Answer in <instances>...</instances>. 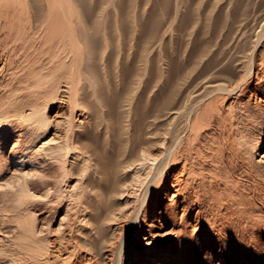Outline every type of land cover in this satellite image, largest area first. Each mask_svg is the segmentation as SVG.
Listing matches in <instances>:
<instances>
[{
	"label": "rangeland",
	"instance_id": "1",
	"mask_svg": "<svg viewBox=\"0 0 264 264\" xmlns=\"http://www.w3.org/2000/svg\"><path fill=\"white\" fill-rule=\"evenodd\" d=\"M233 2L237 13L242 12L237 19L248 25L245 36H249L250 24L264 14V0ZM159 7H154V16L163 14ZM150 8L146 7V18ZM173 10L168 13L174 14ZM230 11H215L207 23L202 8H187L179 13L191 15L188 26L179 22L172 30L164 27L167 32L155 53V68L148 62L143 78L144 84L152 83L144 95L148 115L167 100H175L179 89L192 91L195 71L203 68L209 49L221 61L226 46L220 45L228 41L234 26ZM18 12L14 15L20 18L11 25L16 30L27 18L26 10ZM11 13L0 9V264H34L32 254L44 249L50 240L58 243L62 238L66 247L72 245L73 237L89 243L93 230L87 218L93 220V210L101 212L103 205L92 184L101 187L103 180L90 151L81 143L99 140L97 151L104 158L112 157L119 145L109 130L105 132L104 123L99 121L97 130L82 108L75 110L84 115L75 123L80 127L71 130L68 120L74 111L68 103V90L78 86L73 50L67 40L44 42L33 33L24 38L13 36L9 27H3ZM100 40L103 52L98 61L108 89L106 96L112 89L119 94L124 89L123 80L116 68L106 65L112 49L106 50L107 43ZM262 40L258 55L264 58V37ZM126 44L133 60L136 41L127 38ZM113 49L118 50L117 37ZM143 66L144 62L136 63L138 68ZM136 81L132 77L130 87H135ZM244 95L238 101L230 98L231 104L221 111L219 120L214 108L209 130L198 131L185 144L187 185L193 188L194 196L198 192L200 200L195 206L202 207L199 215L203 217L194 229L188 227L176 235L172 234V213L162 217L155 225L160 235L157 249L163 247L170 255L150 264H171V258L172 264H264V98L254 84L248 85ZM154 114L162 120L165 112ZM239 115L244 116L236 119ZM165 141L164 148L154 153L158 158L172 146L170 139ZM21 155L23 166L16 165ZM179 211H175L177 216Z\"/></svg>",
	"mask_w": 264,
	"mask_h": 264
},
{
	"label": "bare ground",
	"instance_id": "2",
	"mask_svg": "<svg viewBox=\"0 0 264 264\" xmlns=\"http://www.w3.org/2000/svg\"><path fill=\"white\" fill-rule=\"evenodd\" d=\"M155 6H161V16H154ZM146 7H152L147 10L150 12L148 18L145 16ZM192 7L206 12L207 23H211L215 11L220 14L231 10L233 31L228 41L220 45L226 46V50L221 51L223 57L217 61L213 49H209L203 68L195 71L190 86L192 91L179 89L175 100H167L148 115L144 95L152 83L144 84L146 66L148 62L153 66L156 64L155 53L167 32L164 27L172 30L179 22L180 26H188L191 15L183 16L179 12ZM171 8L174 14L168 13ZM0 9L12 12V17L5 18L3 27H9L15 37L24 38L33 33L31 35L44 42L68 41L74 53L72 59L77 58L78 63V86H70L68 90V103L74 111L68 120L69 127L79 129L75 123L84 115H77L75 110L82 108L94 127L100 130L99 121L103 122L105 132L109 130L119 145L112 157L104 158L97 151L99 140L97 143L87 140L81 143L90 151L103 180L101 187L92 184L103 205L101 212L92 208L93 220L87 218L93 230L89 243H80L82 239L78 237H73V243L68 247L62 238L58 243L56 239L46 241L48 245L44 249L32 254L33 263L136 264L139 261L140 264H150L161 256L170 255L163 247L157 249L160 235L156 223L172 213V234L176 235L188 227L194 229L203 217L199 215L202 207L195 206L200 196L197 191L194 196L193 188L187 185L189 156L185 144L191 142L198 131L209 130L214 108L219 120L221 111L230 106V98L242 100L249 84L256 85L264 98V58L258 55L264 37V14L250 24L249 36H245L247 24L237 19L242 12L237 13L233 0H175L173 3L170 0H135L134 3L131 0H0ZM24 10L27 18L20 23L21 28L13 29L11 25L20 18L14 15L15 11L20 15ZM116 37L117 52L113 49ZM127 38L136 41L133 48L137 55L133 60L128 57ZM100 39L107 43L106 50L112 49L106 57V65L116 68L118 77L124 82H121L124 89L119 94L110 88L112 94L106 96L108 89L102 80L98 61L103 52ZM78 52L80 54L75 55ZM139 61L144 62L143 67H136ZM246 63L248 69L245 70ZM132 77L137 80L135 87L129 85ZM157 111L165 112L162 120L154 114ZM241 116L244 115L235 118ZM159 119L160 123L157 122ZM166 139H170L172 146L164 149L158 158L154 153L164 148ZM22 155L17 158L16 165H25ZM129 176L132 179L127 181ZM176 210H180V216ZM194 212L195 216L192 215ZM170 262L173 263L174 258Z\"/></svg>",
	"mask_w": 264,
	"mask_h": 264
}]
</instances>
